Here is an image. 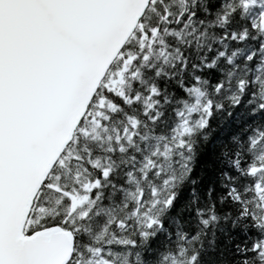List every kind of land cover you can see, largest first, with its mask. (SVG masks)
<instances>
[{
	"label": "snow or ice",
	"instance_id": "obj_1",
	"mask_svg": "<svg viewBox=\"0 0 264 264\" xmlns=\"http://www.w3.org/2000/svg\"><path fill=\"white\" fill-rule=\"evenodd\" d=\"M0 264H264V0H0Z\"/></svg>",
	"mask_w": 264,
	"mask_h": 264
}]
</instances>
